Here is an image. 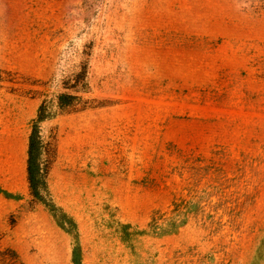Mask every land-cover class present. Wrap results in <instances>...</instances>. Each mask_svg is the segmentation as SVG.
<instances>
[{"label":"rangeland","instance_id":"rangeland-1","mask_svg":"<svg viewBox=\"0 0 264 264\" xmlns=\"http://www.w3.org/2000/svg\"><path fill=\"white\" fill-rule=\"evenodd\" d=\"M85 62L90 107L41 124L57 155L28 210L33 120ZM0 70V249L264 264V0H0Z\"/></svg>","mask_w":264,"mask_h":264},{"label":"trees","instance_id":"trees-1","mask_svg":"<svg viewBox=\"0 0 264 264\" xmlns=\"http://www.w3.org/2000/svg\"><path fill=\"white\" fill-rule=\"evenodd\" d=\"M0 70V82L4 81ZM11 76V73H6ZM88 74V63H82L79 71L63 81L65 92H56L42 101L36 118L33 120L28 139L27 180L30 189L28 210H33L44 200L43 188L46 186L50 168L56 157V137L53 133L45 135L42 123L64 113H78L89 108L78 91L84 89ZM69 90V91H68ZM14 223V222H13ZM12 225V224H11ZM0 264H25L14 248L0 249Z\"/></svg>","mask_w":264,"mask_h":264}]
</instances>
